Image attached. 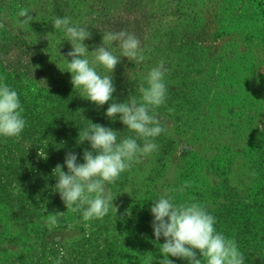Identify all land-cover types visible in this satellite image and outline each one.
<instances>
[{"label":"rangeland","instance_id":"obj_1","mask_svg":"<svg viewBox=\"0 0 264 264\" xmlns=\"http://www.w3.org/2000/svg\"><path fill=\"white\" fill-rule=\"evenodd\" d=\"M21 8L33 17L23 28ZM66 16L91 32L89 52L106 32L140 40L146 59L121 57L111 73L115 102L138 96L161 61L168 69L158 150L107 186L117 212L91 221L66 209L53 169L69 152L84 162L91 147L78 133L90 122L134 133L73 89L62 57L71 61V44L52 27ZM0 24V78L26 120L19 139L0 137V264H145L149 253L157 264L164 238L156 241L150 208L164 194L203 204L245 264H264V0H0ZM109 47L120 56L118 42Z\"/></svg>","mask_w":264,"mask_h":264},{"label":"clouds","instance_id":"obj_2","mask_svg":"<svg viewBox=\"0 0 264 264\" xmlns=\"http://www.w3.org/2000/svg\"><path fill=\"white\" fill-rule=\"evenodd\" d=\"M17 16L21 28L29 26L33 20L27 8H21ZM52 27L62 31L71 44V50L66 53L71 61L62 57L66 71L71 73L73 89L80 90L82 97L97 107L108 104L105 116L111 120L118 116L134 133V136L120 138L118 131L90 122L78 133L77 143L87 142L91 147V151L83 152L84 162L78 163L77 155L69 152L64 160L67 172L62 170L64 165L61 164L53 169L57 178L54 188L66 209L81 213L84 221L103 219L110 211L117 212L113 194L107 186L115 184L121 174L140 163L141 158L158 150L154 140L166 129L157 118L156 110L167 100L165 75L168 69L161 61L143 77L138 96H128L124 102L117 103L113 100L116 89L111 73L121 57L138 63L146 59L140 40L125 31L106 32L101 44L89 52L84 41L91 39V32L86 27L74 24L67 16L54 18ZM113 42H118L120 56L109 47ZM98 68L104 69L105 74L101 75ZM23 111L17 91L0 78V137L19 139L26 127ZM189 186L185 182L179 191ZM150 212L154 217L152 228L156 241L164 238V243L159 244L163 258L157 264H173L169 256L186 260L188 264H245L236 240L216 230V218L203 204L174 203V197L164 194L152 203ZM63 214L49 215L46 221L49 230L57 226V216ZM153 260L149 253L145 264H153ZM56 264H61L59 258Z\"/></svg>","mask_w":264,"mask_h":264}]
</instances>
